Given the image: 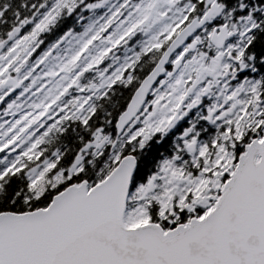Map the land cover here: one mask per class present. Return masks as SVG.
<instances>
[{"label": "snow or ice", "instance_id": "snow-or-ice-1", "mask_svg": "<svg viewBox=\"0 0 264 264\" xmlns=\"http://www.w3.org/2000/svg\"><path fill=\"white\" fill-rule=\"evenodd\" d=\"M0 264H264V0H0Z\"/></svg>", "mask_w": 264, "mask_h": 264}]
</instances>
